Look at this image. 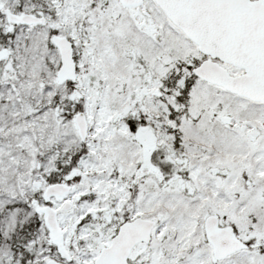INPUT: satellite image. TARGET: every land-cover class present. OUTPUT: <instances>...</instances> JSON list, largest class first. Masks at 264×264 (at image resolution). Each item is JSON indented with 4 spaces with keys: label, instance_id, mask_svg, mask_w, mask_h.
Instances as JSON below:
<instances>
[{
    "label": "snow or ice",
    "instance_id": "6c2138e0",
    "mask_svg": "<svg viewBox=\"0 0 264 264\" xmlns=\"http://www.w3.org/2000/svg\"><path fill=\"white\" fill-rule=\"evenodd\" d=\"M0 264H264V0H0Z\"/></svg>",
    "mask_w": 264,
    "mask_h": 264
}]
</instances>
